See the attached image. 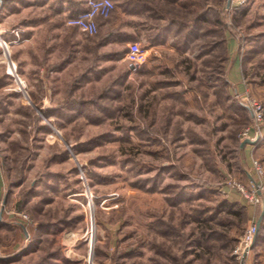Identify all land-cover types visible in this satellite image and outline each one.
I'll return each mask as SVG.
<instances>
[{"label": "rangeland", "instance_id": "rangeland-1", "mask_svg": "<svg viewBox=\"0 0 264 264\" xmlns=\"http://www.w3.org/2000/svg\"><path fill=\"white\" fill-rule=\"evenodd\" d=\"M114 1L90 35L69 0H0L3 263L242 264L262 216L244 264H264V193L245 195L264 185V0H157L136 36ZM133 41L148 59L129 70Z\"/></svg>", "mask_w": 264, "mask_h": 264}, {"label": "built area", "instance_id": "built-area-1", "mask_svg": "<svg viewBox=\"0 0 264 264\" xmlns=\"http://www.w3.org/2000/svg\"><path fill=\"white\" fill-rule=\"evenodd\" d=\"M116 8V3L114 0H87L86 9L79 13L70 16L67 19V24L70 26H75L80 28L87 34H95L98 31L99 19L108 18L112 14L113 10ZM122 59L128 62L129 65L135 64L141 66L148 59V50L139 41H133L129 44L128 50L123 55ZM251 109L254 116V127H259L260 122L263 119V105L259 101H250ZM257 164V162H256ZM256 168L258 171L261 170L260 166L257 164ZM264 193V185L262 183L255 181L251 192H246V197H250L255 203L262 201V194ZM28 218L27 215H23ZM259 227L256 222H251L244 235L240 246L237 248V253H245L247 248L252 244L255 235L258 233ZM0 247V254H1ZM248 251V250H247Z\"/></svg>", "mask_w": 264, "mask_h": 264}, {"label": "crops", "instance_id": "crops-1", "mask_svg": "<svg viewBox=\"0 0 264 264\" xmlns=\"http://www.w3.org/2000/svg\"><path fill=\"white\" fill-rule=\"evenodd\" d=\"M135 2H136V0H134ZM160 1V0H159ZM155 2H157V0H144V8H143V11L140 13V10H138V12H136V8H134L133 9V7L132 6H135V4H134V2H131L130 4H129V8H128V11H127V13H126V15H127V22H128V24H130V27L132 28V31H130L129 29H128V31L127 32H129L130 33V36H132V35H138L136 32H135V29H136V18L138 17L139 18V16L140 15H143V17L145 18L144 20L145 21H147V22H150V21H153L154 20V17H155V14H154V12H153V10L151 9L152 8V4H153V6L156 4ZM133 3V4H132ZM85 5H86V7H87V1H86V3H85ZM139 6V5H138ZM140 9V8H139ZM124 15H125V13H123ZM122 14V15H123ZM123 15V16H124ZM161 19V18H160ZM101 23H106V22H108L107 21V19H104V18H100V20H99ZM120 24L122 25V23L119 21V22H115V23H113V25H112V28H118L119 26H120ZM146 29V31L148 32V33H150L149 35H150V39H155L157 36L158 37H160L161 35H162V31H159L160 29H159V27H158V34L156 33V35L154 36V33H155V30L157 31V28H154L153 26H147V28H145ZM125 32V31H123V29H121V28H119V30H118V32ZM154 31V32H153ZM117 32V33H118ZM135 35V36H136ZM152 36V37H151ZM137 38V37H136ZM129 44L130 43H127V48H128V46H129ZM156 45V44H155ZM154 46V45H153ZM150 49H152V46H151V48ZM170 50H174V48H171ZM176 50V49H175ZM189 51H187L186 53H188ZM38 57L39 56H41V55H37ZM138 67H135V68H132L130 65H129V69H137ZM239 78H241V76L239 75ZM44 101H45V103L46 102H48L47 101V99H44ZM248 177H249V179L250 180H252V175L251 174H249L248 175ZM4 186H5V181H4V177H3V172H2V170H1V167H0V192H2L3 190H4ZM26 229L28 228V230H30L29 229V226L27 225L26 227H25ZM24 232H25V234H26V231H25V229H24V227H22V229H20V230H17L16 231V237H15V241L13 242V243H11L10 244V249L8 250V248L5 246V248H6V250H5V253H8V251H16L15 249H19V248H21L22 247V245H23V236H24ZM20 244H19V243ZM17 246V247H16ZM29 254H31V253H23V255H21L20 256V261H24V260H26L28 257H29ZM27 260H29V258L27 259ZM2 261V262H1ZM4 261H6V259H4V260H0V264H5V263H3ZM33 263V262H32Z\"/></svg>", "mask_w": 264, "mask_h": 264}, {"label": "trees", "instance_id": "trees-1", "mask_svg": "<svg viewBox=\"0 0 264 264\" xmlns=\"http://www.w3.org/2000/svg\"><path fill=\"white\" fill-rule=\"evenodd\" d=\"M86 1L87 0H69V2H68V6H67V8H66V10H69V14H68V17H67V19L70 17V16H72V15H74V14H76V13H79V12H81L82 10H84V9H86V5H85V3H86ZM171 2H174V1H176V0H170ZM131 2H134V4H135V6H132L133 7V9L134 8H136L135 10H136V12H138V10H140V13L143 11V8H144V0H136V2L134 1V0H119V7L120 8H122L123 9V11L124 12H126L127 13V11H128V8H129V4L131 3ZM133 4V3H132ZM139 5V6H138ZM160 7H162V5H160L159 3H156L154 6H153V4H152V10H153V12H154V14H155V17H154V21L155 20H159L161 17H162V15L163 14H161V12L159 11V8ZM140 8V9H139ZM116 12H118L117 10H116V8L113 10V12H112V14L110 15V17L115 13V14H117V16H119L120 15V13H116ZM116 16V17H117ZM110 17H108V18H104V19H109ZM115 17V18H116ZM200 19H202V16L200 15L199 17H198V19H196L197 21H196V23L198 22V21H200ZM100 20V19H99ZM174 22H176L175 20H172V21H170L168 24H174ZM195 23V24H196ZM100 24H101V22L99 21V27H100ZM195 24H192V25H185V29H186V36H187V38H186V41H188V40H190L191 39V37L194 35V33L196 32V27L197 26H195ZM99 27H98V31H99ZM166 27H164V30L161 32L162 34L164 33V31L166 30L165 29ZM163 29V27H161L160 28V30H162ZM118 30H119V28L118 29H112V30H110V31H108L107 32V34H106V36H110V35H112V34H118V35H121V33H120V31L118 32ZM98 31H97V33H98ZM118 32V33H117ZM97 33H95V34H92V35H96ZM159 33V32H158ZM157 33V34H158ZM158 37V36H157ZM104 38V37H103ZM156 40H158V38H155ZM155 39H152L151 40V42H154V41H156ZM130 70V69H129Z\"/></svg>", "mask_w": 264, "mask_h": 264}, {"label": "water", "instance_id": "water-1", "mask_svg": "<svg viewBox=\"0 0 264 264\" xmlns=\"http://www.w3.org/2000/svg\"><path fill=\"white\" fill-rule=\"evenodd\" d=\"M230 2H231V1L229 0V1H228V6L230 5ZM130 66H131L132 68H135L137 65H135V64H131ZM245 142H248V143H249V142H250V143H255V140H252V139H250V138H247V139L243 142V144H244ZM6 199H7V197H5V199H4V203L6 202ZM3 208H4V206L2 207V210H1V212H0V217L2 216ZM261 218H262V216H261L260 219L258 220V227H259V225H260V220H261ZM257 240H258V233L255 235L252 244L250 245L249 248H247V250L252 249V248L256 245ZM247 250H246V252H245L244 255H243L242 264H244V257H245V255H246V253H247ZM5 258H6V256H3V255L0 256V260H4Z\"/></svg>", "mask_w": 264, "mask_h": 264}, {"label": "bare ground", "instance_id": "bare-ground-1", "mask_svg": "<svg viewBox=\"0 0 264 264\" xmlns=\"http://www.w3.org/2000/svg\"><path fill=\"white\" fill-rule=\"evenodd\" d=\"M4 43V42H3Z\"/></svg>", "mask_w": 264, "mask_h": 264}]
</instances>
